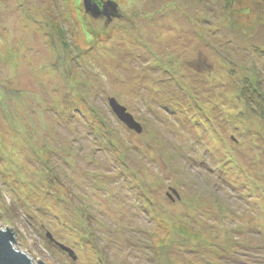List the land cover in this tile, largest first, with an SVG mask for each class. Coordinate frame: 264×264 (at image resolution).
Instances as JSON below:
<instances>
[{
	"label": "rangeland",
	"instance_id": "obj_1",
	"mask_svg": "<svg viewBox=\"0 0 264 264\" xmlns=\"http://www.w3.org/2000/svg\"><path fill=\"white\" fill-rule=\"evenodd\" d=\"M111 1L0 0V228L33 264H264L260 0Z\"/></svg>",
	"mask_w": 264,
	"mask_h": 264
},
{
	"label": "water",
	"instance_id": "obj_2",
	"mask_svg": "<svg viewBox=\"0 0 264 264\" xmlns=\"http://www.w3.org/2000/svg\"><path fill=\"white\" fill-rule=\"evenodd\" d=\"M84 11L89 12L92 16H98L99 14L108 16L106 6L114 7L115 3L111 0L104 2L103 0H83ZM109 105L111 111L116 114L118 119L125 124L128 128L133 129L135 132L140 130L139 124L135 123L132 116L125 112L124 108L121 107L114 99H109ZM11 228L5 227L4 230L0 228V264H33L31 259L28 258L24 252H20L14 248V237ZM49 240L51 237L47 234ZM16 244V243H15ZM59 248L71 257L75 259V254L68 247L58 244ZM36 264H44L37 260Z\"/></svg>",
	"mask_w": 264,
	"mask_h": 264
},
{
	"label": "trees",
	"instance_id": "obj_3",
	"mask_svg": "<svg viewBox=\"0 0 264 264\" xmlns=\"http://www.w3.org/2000/svg\"><path fill=\"white\" fill-rule=\"evenodd\" d=\"M259 3H261L262 4V6H263V11H264V0H260L259 1ZM253 91V89L252 90H248V95H249V101L251 100V99H253V100H256L253 96H254V92H252ZM258 98V97H257ZM264 102V100L263 99H261L260 98V102ZM258 106H259V110H260V114H261V118H263L264 119V105H260V103L258 104Z\"/></svg>",
	"mask_w": 264,
	"mask_h": 264
}]
</instances>
